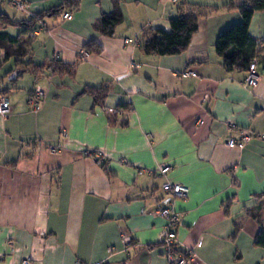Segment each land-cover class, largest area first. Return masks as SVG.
<instances>
[{"label": "crops", "instance_id": "0c3cea01", "mask_svg": "<svg viewBox=\"0 0 264 264\" xmlns=\"http://www.w3.org/2000/svg\"><path fill=\"white\" fill-rule=\"evenodd\" d=\"M12 1L0 8H14ZM181 1L199 16L187 49L145 54L141 31H168ZM245 1L156 0V9L144 5L153 16L137 22H127L121 8L123 22L103 37L92 25L111 1L79 0L71 20L43 19L46 29L33 34L22 59L76 64L74 77L50 68L19 73L13 59L2 62L0 93L10 111L0 117V264H167L159 245L164 221L154 214L170 203L160 188L165 180L188 190L171 205L180 214L178 250L193 251L191 264H264V249L254 244L264 231V139L241 150L225 145L236 135L229 123L264 133V11L249 25L258 43L256 86L243 85L245 71L226 70L215 48L219 34L240 22ZM28 2L20 19L0 10L18 21L61 0ZM90 40L99 53L83 50ZM36 86L44 99L32 112L27 100ZM85 86L108 87L103 106L81 94ZM119 106L125 115L104 111ZM159 165L170 170L161 175ZM258 209L256 219L248 215ZM122 235L131 241L126 251Z\"/></svg>", "mask_w": 264, "mask_h": 264}, {"label": "trees", "instance_id": "16d2710c", "mask_svg": "<svg viewBox=\"0 0 264 264\" xmlns=\"http://www.w3.org/2000/svg\"><path fill=\"white\" fill-rule=\"evenodd\" d=\"M111 11L101 13L93 23V29L99 36L112 37L115 29L123 22V14L120 8V0H110ZM79 0H61L60 4L47 10L32 14L28 19L12 20L5 12L0 11V67L3 61L13 59L15 70L19 73L29 72L32 75L40 74L45 68H50L53 74L74 77L76 64L63 63L53 59L49 63L33 65L22 61L28 55L27 46L33 38L36 25L44 18H55L65 11L76 10ZM240 14V22L223 30L215 41L217 54L221 57L222 66L228 70L245 71L249 63L255 59L258 43L249 34L251 18L256 12L264 11V0H247L237 8ZM176 16L169 19V30L161 28H144L141 31V48L145 54L156 56H170L183 53L191 40L192 35L198 29V14L193 5H187L181 1L177 5ZM4 27H17L19 32L10 35L4 31ZM85 52H100V46L95 40H90L83 45ZM19 77L16 75L15 79ZM107 86H85L81 94L91 96L94 106H103L108 94ZM4 93V92H3ZM0 96L2 94L0 93ZM127 110L126 107H117ZM260 210H264V192ZM258 210H251L248 215L256 219ZM255 246L264 249V231L260 229L254 237Z\"/></svg>", "mask_w": 264, "mask_h": 264}, {"label": "built area", "instance_id": "2783aa9c", "mask_svg": "<svg viewBox=\"0 0 264 264\" xmlns=\"http://www.w3.org/2000/svg\"><path fill=\"white\" fill-rule=\"evenodd\" d=\"M4 0H0V4H2ZM174 3L176 0H172ZM12 6L14 9L20 12H28L29 9V2L28 0H13ZM61 20H71L72 19V13L70 11H65L60 15ZM38 27L34 29L33 34H37L39 31L46 29V26L44 22L40 21L38 23ZM82 57H85L86 53H81ZM256 60L253 59L247 69L245 70L246 76L243 80V85L246 87H254L257 85L259 81V75L256 69ZM188 75H194L193 73L189 72ZM203 100L208 101L210 98V95L208 93H205L202 95ZM44 99V92L39 87L36 86L31 95L29 96L27 100L28 108L32 112H36L40 108V104L42 100ZM10 111V104L6 97L0 96V117H5L8 112ZM104 111L113 117H117L119 115H125L127 111H123L121 109L115 108V107H106L104 108ZM261 112L264 116V103L261 106ZM202 120L198 119L197 124H202ZM227 128L234 132L236 135H232L227 137L225 141V145L228 148H236L238 150H241L245 144L253 137H256L258 139H264V133H255L248 129H242L236 127L234 124L229 123L227 124ZM87 156H92L95 154H92L89 151L84 152ZM99 157V156H98ZM170 170V166L166 165H159L158 166V172L161 175H165ZM139 174L142 173L141 170L138 171ZM161 191L169 198L170 203L166 206L159 207L154 211V214L160 218L163 219L164 224L162 226V229L160 231L159 236V245L163 250V256L167 262V264H191V261L194 259L195 254L191 249H187L185 251H179L177 246V238H176V232L180 223V214L177 212L171 203H173L175 200H183L187 197L188 190L186 187L173 183L169 180H165L161 186ZM123 240V249L126 251L129 246L131 245V241L127 239L124 235H122ZM108 253L110 254L112 252L111 248L107 249ZM30 258H25L21 261V264H29ZM95 264H102L101 262H97Z\"/></svg>", "mask_w": 264, "mask_h": 264}, {"label": "rangeland", "instance_id": "374dc122", "mask_svg": "<svg viewBox=\"0 0 264 264\" xmlns=\"http://www.w3.org/2000/svg\"><path fill=\"white\" fill-rule=\"evenodd\" d=\"M109 2V0H107ZM141 1L139 7H135L136 0H120V8H122L126 14V19L127 22L130 19L132 22H137V21H143L144 19H148V17L151 15V9H156L154 5H151L152 3L154 4L156 0H138ZM103 3V2H102ZM146 5L151 6V9H148L145 7ZM3 11L7 12L11 16L14 15L16 19H20L22 17L23 13L20 11H17L14 8H10L8 5H4L3 8H0ZM1 11V10H0ZM154 14V13H153ZM151 15V17L153 16ZM146 21V20H144ZM147 23V22H146ZM8 33L11 35H16L17 32L19 31L17 28L13 27H8L6 30ZM9 64V63H8ZM8 66L7 64L4 65L3 67Z\"/></svg>", "mask_w": 264, "mask_h": 264}]
</instances>
